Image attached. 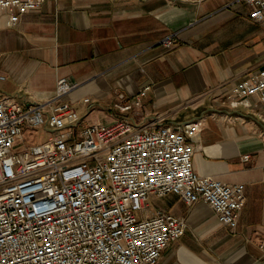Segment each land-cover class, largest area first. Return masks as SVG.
<instances>
[{"label":"crops","instance_id":"obj_1","mask_svg":"<svg viewBox=\"0 0 264 264\" xmlns=\"http://www.w3.org/2000/svg\"><path fill=\"white\" fill-rule=\"evenodd\" d=\"M262 67L264 22L243 0H45L15 23L0 15V95L42 100L65 76L77 83L67 98L80 126L120 116L149 125L199 120L194 133L182 132L194 169L244 184L234 227L205 203L165 194L162 210L185 229L156 264H264V105L257 95L251 106L222 102Z\"/></svg>","mask_w":264,"mask_h":264},{"label":"built area","instance_id":"obj_2","mask_svg":"<svg viewBox=\"0 0 264 264\" xmlns=\"http://www.w3.org/2000/svg\"><path fill=\"white\" fill-rule=\"evenodd\" d=\"M44 1L0 0V15L15 23ZM243 1L250 18L264 22V0ZM76 86L61 76L42 100L0 95V264H156L185 221L160 208L150 212V194L176 192L235 226L244 184L194 169V147L182 132L194 133L199 120L149 125L120 116L80 126L67 98ZM149 87L140 88L136 103ZM252 95L264 105V67L235 82L222 102L251 106ZM25 130L45 136L16 147Z\"/></svg>","mask_w":264,"mask_h":264},{"label":"rangeland","instance_id":"obj_3","mask_svg":"<svg viewBox=\"0 0 264 264\" xmlns=\"http://www.w3.org/2000/svg\"><path fill=\"white\" fill-rule=\"evenodd\" d=\"M24 135H25L24 136L25 141H21V143L19 142V144H17L16 147H19L20 144H25L28 142L40 140L45 136V134H43L41 130H37V131L25 130ZM166 197L167 195L157 196L154 194H150L148 198V207L150 212L155 211L158 208L164 209L165 207L163 205L165 204Z\"/></svg>","mask_w":264,"mask_h":264}]
</instances>
